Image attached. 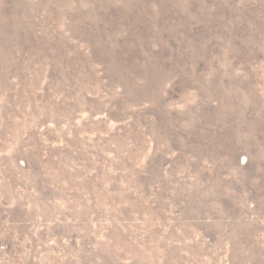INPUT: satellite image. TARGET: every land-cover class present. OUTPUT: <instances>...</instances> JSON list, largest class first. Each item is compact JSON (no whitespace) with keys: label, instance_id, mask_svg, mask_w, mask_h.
<instances>
[{"label":"rangeland","instance_id":"374dc122","mask_svg":"<svg viewBox=\"0 0 264 264\" xmlns=\"http://www.w3.org/2000/svg\"><path fill=\"white\" fill-rule=\"evenodd\" d=\"M0 264H264V0H0Z\"/></svg>","mask_w":264,"mask_h":264},{"label":"bare ground","instance_id":"6f19581e","mask_svg":"<svg viewBox=\"0 0 264 264\" xmlns=\"http://www.w3.org/2000/svg\"><path fill=\"white\" fill-rule=\"evenodd\" d=\"M243 155H240V157H241V160H242V162L241 163H244V160H245V158L244 157H242ZM247 159V158H246ZM241 166V165H240Z\"/></svg>","mask_w":264,"mask_h":264}]
</instances>
